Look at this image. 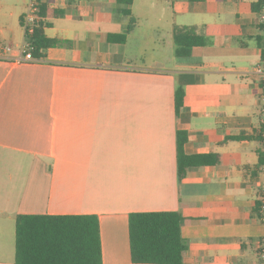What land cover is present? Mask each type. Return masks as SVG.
I'll return each instance as SVG.
<instances>
[{"label":"crops","instance_id":"crops-1","mask_svg":"<svg viewBox=\"0 0 264 264\" xmlns=\"http://www.w3.org/2000/svg\"><path fill=\"white\" fill-rule=\"evenodd\" d=\"M47 6L60 14L43 59L0 46V264L15 262L16 217L40 214L95 215L102 264H134L129 214L161 211L183 218V264H260L261 0ZM176 28L204 44L177 57ZM178 132L204 157L181 179Z\"/></svg>","mask_w":264,"mask_h":264},{"label":"trees","instance_id":"trees-1","mask_svg":"<svg viewBox=\"0 0 264 264\" xmlns=\"http://www.w3.org/2000/svg\"><path fill=\"white\" fill-rule=\"evenodd\" d=\"M36 1L33 33L24 37L34 58L43 59L44 51L57 44L44 35L48 18L60 14L47 6L49 0ZM133 0H117L127 15ZM22 26V19H20ZM177 57L190 55L194 46L204 44L195 28H176L173 34ZM184 93H174L176 113L183 104ZM186 138L176 134L177 177L203 163V156H186ZM261 156L260 161L263 162ZM183 218L178 212H134L128 216L130 258L134 264H183L186 242L182 235ZM14 264H102L99 222L95 215H18L15 222Z\"/></svg>","mask_w":264,"mask_h":264},{"label":"built area","instance_id":"built-area-1","mask_svg":"<svg viewBox=\"0 0 264 264\" xmlns=\"http://www.w3.org/2000/svg\"><path fill=\"white\" fill-rule=\"evenodd\" d=\"M36 1L30 0L27 12L22 17V27L24 28L25 33L30 36L33 33V23L36 18ZM259 24L263 31L264 36V0H261V10L259 13ZM262 63L261 65L255 68L256 74L260 76L261 90L259 94V99L262 104L261 106V119L260 124L262 127V146L264 148V40L262 45ZM19 62H34L36 59L33 57L28 43H25L21 46L19 52ZM260 174L262 176L261 188L259 191V221L264 227V162L260 166ZM258 259L260 264H264V237L258 243Z\"/></svg>","mask_w":264,"mask_h":264},{"label":"rangeland","instance_id":"rangeland-1","mask_svg":"<svg viewBox=\"0 0 264 264\" xmlns=\"http://www.w3.org/2000/svg\"><path fill=\"white\" fill-rule=\"evenodd\" d=\"M30 0H0V46L18 49L24 44V28L14 14L16 7L27 12ZM26 41V40H25Z\"/></svg>","mask_w":264,"mask_h":264}]
</instances>
